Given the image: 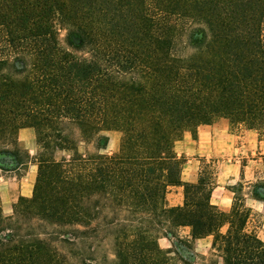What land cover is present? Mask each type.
I'll list each match as a JSON object with an SVG mask.
<instances>
[{
    "label": "trees",
    "instance_id": "16d2710c",
    "mask_svg": "<svg viewBox=\"0 0 264 264\" xmlns=\"http://www.w3.org/2000/svg\"><path fill=\"white\" fill-rule=\"evenodd\" d=\"M220 119L264 138V0H0V171L36 166L30 197L0 208V264H92L107 236L113 264H189L158 245L180 227L222 264H264L247 214L212 205L207 175L181 181L175 142Z\"/></svg>",
    "mask_w": 264,
    "mask_h": 264
},
{
    "label": "rangeland",
    "instance_id": "374dc122",
    "mask_svg": "<svg viewBox=\"0 0 264 264\" xmlns=\"http://www.w3.org/2000/svg\"><path fill=\"white\" fill-rule=\"evenodd\" d=\"M64 35L65 33L62 32L61 38H63ZM213 125L227 127L231 133L237 134L244 131H252L243 127L230 126L229 122L225 119L216 120ZM252 132L254 135H256L257 140L262 142L260 151L263 152V154L260 155L256 153L251 158L253 162L248 163L247 169L245 170V174L242 176V179H240V181L234 186L235 194L233 197L234 202L232 204H235L236 209H238L240 212L247 214L248 219L246 230L248 232H254L258 238L264 242V201L255 200L253 198L255 185L263 184L264 186V138L259 140L257 133L255 131ZM185 133H183V135ZM65 134L75 140L78 138V131L75 129L73 130L70 127L66 128ZM107 136L108 144L104 150L100 151V154L111 155L117 152L119 148L121 134L119 132H110L107 134ZM17 138L19 149L22 152L28 153L30 157H33L37 149L34 132L30 129L20 130L18 132ZM79 152L96 153V150L92 143L80 144ZM214 172L215 166L211 162L205 163V166L201 171V173L207 175L212 180L214 178ZM35 175L36 166L30 160L26 166L22 167L17 172L4 173L0 171V185L3 188L2 195L7 198L6 210L3 211L1 209L5 216L11 215L12 205L17 202L19 197H24L19 196L15 203H11L10 199L12 200L13 197L17 195L18 185H22V189L27 191V193L25 191L24 194L26 193L28 197H30ZM11 190L14 191V196L12 195ZM182 193L183 192L181 189L183 200ZM260 197L264 199V191L261 193ZM178 199L179 196H177L176 189L173 188L172 190V188H169L166 194V204L169 207L175 206ZM7 211H9V213H5ZM229 211H226V213H229ZM225 228L226 227L222 229V232L225 231ZM166 231L167 230H163L158 239V245L162 250H173L175 253H177V255L189 262V264H211L212 262L222 264L220 254L217 250L213 249L211 245V237L193 240L190 235V229L187 227L173 229L172 231L174 232V236H171ZM92 250L93 256L91 258L95 260V262L93 260L92 264H113L114 247L113 239L111 237H105V240L101 241V243L98 245H94V249ZM71 258L73 262V257L71 256Z\"/></svg>",
    "mask_w": 264,
    "mask_h": 264
},
{
    "label": "crops",
    "instance_id": "0c3cea01",
    "mask_svg": "<svg viewBox=\"0 0 264 264\" xmlns=\"http://www.w3.org/2000/svg\"><path fill=\"white\" fill-rule=\"evenodd\" d=\"M261 144L262 142L257 140L252 131L237 134L231 133L227 127L215 125L201 126L195 139L191 134L185 133L181 140L174 144L175 154L183 159L181 181L196 183L205 163L211 162L215 166L211 204L223 212L229 211L235 194L234 186L240 181L241 175L245 174L248 163L253 162L251 160L253 155L263 154L260 151ZM174 189L179 196L175 206L181 205L182 188ZM2 191L3 188L0 185V207L4 211L7 198L2 195ZM25 191L22 185H18L17 195L10 199L11 203H15L19 196L28 197L27 191L24 194ZM11 192L13 195L14 191L11 190Z\"/></svg>",
    "mask_w": 264,
    "mask_h": 264
}]
</instances>
